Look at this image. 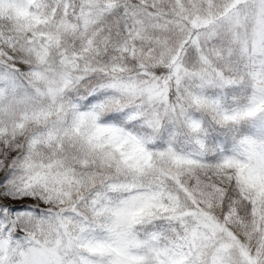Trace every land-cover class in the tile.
<instances>
[{
    "label": "snow or ice",
    "instance_id": "6c2138e0",
    "mask_svg": "<svg viewBox=\"0 0 264 264\" xmlns=\"http://www.w3.org/2000/svg\"><path fill=\"white\" fill-rule=\"evenodd\" d=\"M0 264H264V0H0Z\"/></svg>",
    "mask_w": 264,
    "mask_h": 264
}]
</instances>
